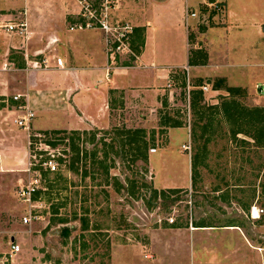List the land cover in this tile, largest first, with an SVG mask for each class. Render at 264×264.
I'll use <instances>...</instances> for the list:
<instances>
[{"label":"rangeland","instance_id":"obj_1","mask_svg":"<svg viewBox=\"0 0 264 264\" xmlns=\"http://www.w3.org/2000/svg\"><path fill=\"white\" fill-rule=\"evenodd\" d=\"M248 5L232 4L234 36L224 41L229 58L246 66L223 65L226 46L208 42L211 51L196 36L208 26L199 13L193 26L181 25L196 45L190 69L171 70L152 91L113 95L85 122L29 131L26 168L0 180V264H264V71L247 67L252 46L264 60V34L250 32ZM130 49L119 64L134 60L138 49ZM10 128L26 145L24 129ZM43 144L57 172L45 173L34 198L42 219L24 225L30 208L17 191L31 180L33 147ZM12 238L20 251L11 256Z\"/></svg>","mask_w":264,"mask_h":264},{"label":"crops","instance_id":"obj_2","mask_svg":"<svg viewBox=\"0 0 264 264\" xmlns=\"http://www.w3.org/2000/svg\"><path fill=\"white\" fill-rule=\"evenodd\" d=\"M238 1L195 0V11L189 0H111L109 23L130 25V44L138 49L131 64H119L124 55H116L113 60L100 29L78 28L84 23L78 0H0V180L26 168L30 130L65 129L73 120L85 122L104 112L113 95L122 93L127 98L141 92L137 90L140 88L152 91L153 86L168 78L171 70L190 69V49L196 50V45L192 47L188 35L182 36L181 25L184 23L187 29L193 26L199 13L208 26L196 31V36L204 37L207 43L215 41L214 45L221 49V45L226 46L223 65L246 66L229 58L232 50L224 44L234 36L229 26L234 16L230 9ZM248 2L252 6L248 5L245 17L253 24L250 32L260 38L264 34V2ZM186 8L195 13L194 18H185ZM20 23L26 25V35L5 29L9 24ZM240 37L245 36L241 33ZM206 46L212 51L210 44ZM253 47V61L247 67L264 71V60L258 61L263 55H258ZM43 59L49 68L33 67L34 62ZM57 59L62 61V68L56 67ZM15 96L20 99L14 101ZM27 110L35 117L30 130H23V145L10 125L19 127L15 121ZM246 244L252 248L248 241ZM207 255L210 261L218 259V254Z\"/></svg>","mask_w":264,"mask_h":264},{"label":"built area","instance_id":"obj_3","mask_svg":"<svg viewBox=\"0 0 264 264\" xmlns=\"http://www.w3.org/2000/svg\"><path fill=\"white\" fill-rule=\"evenodd\" d=\"M81 7V15L84 18V23L78 28L88 29H100L106 37V44L108 52L112 55L115 60L116 55L131 53L130 49V34L132 33V27L128 24H110L108 21V10L111 6V0H100L99 4L96 5L91 0H78ZM195 13L186 8L185 18H194ZM8 32H14L19 35H26L25 24H9L5 26ZM33 67L35 68H49L47 60L43 59L42 62H34ZM56 67L62 68L63 63L60 59L56 60ZM169 86V85H168ZM202 93H207L210 89L209 85H201L198 88ZM20 96L13 97L14 101H18ZM35 117L31 110H27L24 115L18 118L16 124L27 131L30 130V122ZM32 143L29 141L28 147ZM33 154L31 158L32 162L28 163L27 173L31 176V180L26 185H22L17 191L19 200L29 205V212L27 216L22 218L24 225H30L32 222L40 221L42 215L36 209H40V203L34 202L36 193L40 191V185L44 181V175L54 174L57 172V165L55 156L50 154L53 151L51 144H43V146L36 145L33 147ZM35 151V152H34ZM153 152L155 150H152ZM45 154V155H44ZM45 156V157H44ZM39 157L40 160H37ZM43 190V188H41ZM38 204V206L36 205ZM20 251L19 244L11 242L10 255H15Z\"/></svg>","mask_w":264,"mask_h":264},{"label":"trees","instance_id":"obj_4","mask_svg":"<svg viewBox=\"0 0 264 264\" xmlns=\"http://www.w3.org/2000/svg\"><path fill=\"white\" fill-rule=\"evenodd\" d=\"M128 134L131 135V137L128 139V142L129 143H132V141H134V143L137 141V143L140 141V140H137V138L141 139V146H142V149H147L148 147V143L146 141H144L142 138H140V136H138L137 138L131 134V132H127ZM143 158H146L145 156H143ZM225 227H235V225H226ZM67 234V232H66Z\"/></svg>","mask_w":264,"mask_h":264},{"label":"bare ground","instance_id":"obj_5","mask_svg":"<svg viewBox=\"0 0 264 264\" xmlns=\"http://www.w3.org/2000/svg\"><path fill=\"white\" fill-rule=\"evenodd\" d=\"M252 215L254 218H257L258 213H257V209L254 207L253 211H252Z\"/></svg>","mask_w":264,"mask_h":264},{"label":"water","instance_id":"obj_6","mask_svg":"<svg viewBox=\"0 0 264 264\" xmlns=\"http://www.w3.org/2000/svg\"><path fill=\"white\" fill-rule=\"evenodd\" d=\"M13 241V240H12Z\"/></svg>","mask_w":264,"mask_h":264}]
</instances>
